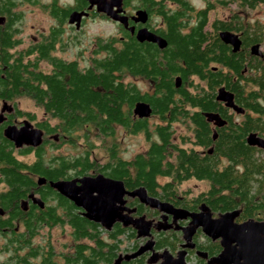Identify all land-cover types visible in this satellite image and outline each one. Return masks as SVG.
Wrapping results in <instances>:
<instances>
[{"label": "trees", "instance_id": "trees-1", "mask_svg": "<svg viewBox=\"0 0 264 264\" xmlns=\"http://www.w3.org/2000/svg\"><path fill=\"white\" fill-rule=\"evenodd\" d=\"M1 2H5L0 5L1 11L13 4L10 0ZM258 4L264 5V0H238L242 8L252 9ZM40 6L49 7L60 24L71 9L55 3ZM15 19L12 13H8L7 21L0 25V101L13 102L17 97H29L41 107L45 118L37 120L34 114L15 106L14 112L8 115L10 122L12 117H26L42 129V143L33 148L23 146L14 150L13 144L0 130V181L9 182L11 189L0 193V203L5 197L24 198L35 187L38 177L48 182L102 173L121 180L126 190L142 186L148 195L190 211L197 210L204 203L213 215L238 209L235 218L238 222L249 218L264 219V150L248 145L245 140L249 131L264 138V56L251 55L247 49L254 43H262L260 23L241 24L237 15L232 18L237 21L234 25L233 22L214 21L213 38L205 45L173 34L165 37L167 41L163 48L116 36L97 37L94 57L90 58L89 65L80 68L76 61L62 60L42 52L49 47L45 41L36 46L40 51L37 59L27 57L33 48L30 46L11 53L9 49L21 42L9 30V24ZM216 29L240 32V50L231 52L230 46L216 35ZM120 30L125 36L124 30ZM96 53L100 56H95ZM39 59L49 63L51 71L39 69ZM237 62L242 65L247 62L249 72H239ZM210 63L223 65L231 71L221 72L220 67H209ZM129 74L145 78L152 89L141 92L133 83L124 80ZM175 76L181 79L178 88L173 83ZM191 77L206 78L207 88L199 82L194 83ZM233 78L236 79L233 81ZM220 85L233 93L235 101L253 115H246L239 124L229 120L218 130L215 139H211L207 124L201 122L200 133L196 132L192 141L175 142L169 137L167 125L149 124L144 117L136 118L132 112L135 102L144 101L150 104L152 114L159 120L165 117L169 104L174 105L173 108H179V104H195L202 111H218L223 116L221 103L215 95V89ZM187 87H193V90ZM203 102L207 104L203 105ZM177 114L186 116L180 112ZM88 125L106 137H113L117 125L131 134L140 132L148 142L147 148L130 159H124L113 143L107 148V160L102 163L93 159L89 150L76 156H45L47 145L57 148L60 143L74 144L72 133ZM48 135H57L60 143H53L47 139ZM194 146L201 147L202 151ZM29 153L33 155L30 162L18 157ZM162 178L165 181H160ZM190 178L206 180L209 186L205 191L189 196L178 186ZM60 199L67 205L65 221L71 229L73 244L69 251L61 254L60 262L50 250L42 255L40 264H112L118 253L136 249L141 244L142 239L136 236L133 228L115 224L105 230L86 219L71 202ZM127 201L137 215L152 217L158 213L136 197H129ZM49 212L53 213L50 209ZM55 221L53 217L49 222ZM152 232L155 249L166 248L173 253L182 242L180 232ZM124 239L130 246L122 251L120 247ZM192 240L194 249L206 252L209 257L221 250L218 240L209 239L199 230ZM34 253L29 251L26 257ZM193 253L194 250H190L187 259L190 260ZM192 256L194 264H206L204 258ZM120 264H146V256L140 254Z\"/></svg>", "mask_w": 264, "mask_h": 264}, {"label": "flooded vegetation", "instance_id": "flooded-vegetation-1", "mask_svg": "<svg viewBox=\"0 0 264 264\" xmlns=\"http://www.w3.org/2000/svg\"><path fill=\"white\" fill-rule=\"evenodd\" d=\"M1 1L2 0H0V2ZM10 1L13 2V4H10L9 7H4V9H6L4 11L0 10V17H3V22H1L0 25L4 24L7 21L8 13H12V15L17 18L11 24H9V28H10L9 30L13 33L14 38L20 39L18 38V36L21 33V28L19 27V23L23 17V14L20 10V7L22 4H30L34 7H37L41 13L45 14L52 21L51 25H49L44 31H41V30L37 31V34L34 37H32V40L28 46L33 47V48L28 53L27 55L28 58L37 59L40 56V51L36 49L37 48L36 46H38L40 43L45 41L49 47L47 49L45 48L42 49L41 50L42 52L46 53L47 55L51 57L52 56L58 57L62 60L76 61L80 68H84L80 66V60L82 59L83 61L84 59V56H83V54L85 53L84 49H79L75 53L76 57L74 59H64L58 54H63L67 50L68 44H72V45L81 44V41L78 38V34L83 31V26L86 23L94 21L97 18H102L106 21L113 22L115 25H117L118 35L116 37L120 39L126 38V39L133 40L141 44H147V43L155 44L147 40L139 41L136 38L137 30L139 28L144 27L148 31L152 32L153 34L164 38L165 41H167L165 38L166 36L173 34L176 36L178 35L181 38H186L185 40L187 41H196V42L200 41V44L205 45L206 43H209L213 38L212 35L214 34V28H213L214 21H222L225 23L233 22V25L237 23V21H235L232 18L234 15L238 16V14H233L229 18L220 17L218 16L220 12H217V9L222 6L227 5V3H230V2L235 3L237 6H239L238 0H228V1L227 0H216V1H213V0H121L122 13L126 16V26L123 27V25H121L117 21H113L112 19L107 17L104 13L97 11L94 4L90 6V0H70V3H67V4H60L58 0H48V1L10 0ZM2 3H5V2H1L0 5ZM51 3H55V5L59 7H67V6L71 7L67 16L65 17V21L62 22L61 24L59 23L58 19L50 13L49 7L44 8L40 6L42 4L50 5ZM72 10L85 13L81 15L79 19L78 27H75L74 23L70 24L67 22V17ZM137 11H143L145 13L146 17L143 22L134 19V17H136ZM240 23L242 24V22ZM120 28L124 30L125 36L123 35ZM198 29H200V31ZM219 31H222V29H218V30L216 29V35L218 37H219L218 35ZM228 31L235 33L238 35V37H240V32L234 31V30H228ZM196 34L197 35L199 34L200 37L199 36L192 37V36H196ZM190 37H192V39ZM95 41L96 39L93 40L91 43L92 45L91 55L87 58V60L89 61L91 57H94L93 52L96 48ZM20 44L21 42L17 44L15 47L10 48L9 51L13 53L15 51L21 50V49H17V47ZM247 49L249 52V47ZM95 56H99V54L96 53ZM43 62L49 65L50 69L48 71H45L40 68L41 63ZM208 65L209 67H213L214 69L220 67L221 72H228L229 70L231 71V69H228L223 65H219V64L213 65L211 63ZM241 65H242L241 63H238V62L236 63V66H240L239 72H249V69L247 67V62H246V65H242V66ZM38 68L45 72H49L51 71L52 66L49 63H47L44 59H39ZM126 77L130 78V80L128 81L133 83L141 92H147L152 89V87H150L147 84V80L139 75L129 74ZM234 79L236 78H233V81ZM131 80H133L134 82ZM136 80L144 82L145 84L148 85V88L141 90L135 84ZM197 80L200 83V85H203L204 88H207L206 78L204 79L198 78ZM239 81L240 83H242V79L239 78ZM239 85L241 86V84ZM218 87H216L215 89V95H216V91ZM244 88L246 89L247 87L245 86ZM186 89L193 90V87H187ZM232 96H233V101L236 104V106H238L242 110L241 112H237L233 108L225 106V104L222 101L218 100L221 103V111L224 113L222 114L223 116H221L218 111H202L199 109L200 106L195 105V104L191 105L187 103V104H182V105L179 104L180 106L179 108H173L174 105L169 104L168 109L165 112V117L162 120H159L155 114H152V112L148 117H144V118L148 121L149 117L154 116L157 119L156 123L167 125L168 126L167 129L170 132L169 137L173 141L175 137V130H174L173 124H177V123H182L185 126V128L188 130L186 134H178L177 139L179 141L185 140V139L192 141L195 138V135H196L195 133L196 132L200 133L199 124L201 122H205L207 124L211 139H215L218 136V130L224 127L226 124H228L229 120L232 121L234 124L235 123L239 124L245 118L246 115L248 114L253 115V113H251L250 110L244 108L241 104L235 101V98H234L235 95L233 93H232ZM1 102L3 103L5 101H1ZM11 103L13 105L11 106L12 110L4 112L5 120L0 124L1 133H2L3 128L8 124H14L17 127L20 126L21 124V121L19 122L17 120L18 117H14V118L12 117L11 122L9 121L8 115L14 112V106H15L14 101L13 102L11 101ZM206 104H207L206 102H203V105H206ZM177 112L184 113L186 114V116H179ZM197 112H199L198 115L194 116ZM205 114H210L216 117L209 121L207 117L205 116ZM171 115H173V117H171ZM135 117L139 118L138 116H135ZM249 133L257 134V132L255 131H249L248 134ZM47 137H53L55 141H57L58 139L57 135H48ZM53 143H56V142H53ZM29 147L33 148L32 146H29ZM196 148H198L197 150L202 151L201 147L196 146ZM13 149L15 150L18 148L13 145ZM90 175H93V174H90ZM75 177H79V176H73L72 178H75ZM72 178H69V179H72ZM48 182L45 181L42 184L36 183L34 188H32L33 186H31L32 184H30L32 189L26 193V196L24 198L19 197L15 199V198L5 197L4 200H2V203H0V240H1L0 251L6 252L8 254V259L5 261L6 263L9 262L10 264H40V259L42 258V255H46L50 250L54 251L53 245L50 239L51 231L54 228L63 229L65 226H68L65 221L67 205L66 203H64V201L63 202L61 201L60 197H62L64 200H67L69 202L71 201L68 200L66 197L62 196L61 194H59L54 188L50 187ZM9 185H10L9 182L0 181V193H7L11 191V189L9 188L10 187ZM31 193L33 194V196L41 200L42 202L41 206L38 203H35L32 201L31 197L29 196ZM124 198H125L124 206L128 208H134L127 203L128 202L127 198L129 197L124 196ZM71 203L73 204V202ZM73 206L75 205L73 204ZM77 208L79 209V213L82 214L83 212L82 209L79 207ZM49 209L53 211V213H50ZM197 210H194V211H197ZM131 215L139 216L135 214V208H134V211L131 213ZM141 215H144L146 219L152 222V225L150 228L152 238H153L152 231H162V232L164 231L165 232V231H170V230L180 232L181 238H182L181 230L176 228L174 224L172 228H169L166 230H162L161 228L160 229L155 228V226L162 227L163 225H167L171 223L172 217L170 215H168L165 219H162V214L159 211L156 216H152V217H147L145 214H141ZM53 217L56 221L55 223L51 224L50 222ZM188 221H189L188 219L180 220V221H177V223L180 226H184V225H187ZM115 224H121V223L115 222L113 225ZM123 227H131V226L128 225V226H123ZM197 230L201 232L200 229H197ZM46 231H47L48 237L44 236V232ZM70 232H71V229H70ZM141 239L142 241L140 243H143L145 239L144 238H141ZM182 243H183V240L179 244V247L173 253H171L167 249L173 257H175L177 252L181 249ZM164 249L166 248L155 249V250L157 252H162V250ZM11 250L15 251V253H10ZM134 250L135 249L130 250V251H123V253H118V254L129 253ZM190 250H194V253L192 255L200 257L196 254V252L200 250H197L194 248L186 249V255H185L186 263L185 264H187L189 261V259H187V256L189 255ZM29 251L33 253L36 252V254L34 253L32 256L26 257V253ZM143 254H145L146 261H147L150 255V252H145ZM192 255H190V257ZM208 257L209 256L207 255V258ZM159 260L157 261V264H159ZM205 263L207 264L206 259H205Z\"/></svg>", "mask_w": 264, "mask_h": 264}, {"label": "water", "instance_id": "water-1", "mask_svg": "<svg viewBox=\"0 0 264 264\" xmlns=\"http://www.w3.org/2000/svg\"><path fill=\"white\" fill-rule=\"evenodd\" d=\"M92 4L95 5L97 11L104 13L113 21H117L123 27L126 26V16L122 13L121 0H90V6ZM82 14L85 13L72 10L67 17V22L74 23L75 27H78ZM145 17L143 11H137L134 19L143 22ZM1 22H3V17H0ZM218 35L222 42L231 47L232 52L239 50L241 40L237 34L222 30L219 31ZM136 38L139 41L153 42L158 48H163L166 45V41L162 37L153 34L144 27L137 30ZM249 53L258 57L264 56L258 43L249 47ZM173 83L176 88L179 87L181 84L180 77L175 76ZM216 99L237 112L242 111L234 103L232 93L223 86L217 88ZM11 110L10 105L3 104L0 108V124L5 120L4 112ZM132 112L139 118L148 117L151 114V107L144 101H137L134 103ZM205 116L209 121L216 117L210 114H205ZM2 133L17 148L23 145L36 147L43 140L42 129L34 126L27 119H23L18 127L14 124L6 125ZM245 140L248 145L264 150V138L261 136L249 133ZM44 182L43 177L36 179L37 184ZM48 183L59 194L81 208L86 219L98 223L105 230H109L115 222H119L123 226L130 225L138 238L145 239L134 251L118 254L112 264H120L122 260L128 261L145 252H150L146 261L149 264L155 263L159 259V264H185L186 249L194 248L192 237L197 229H200L202 234L209 239L218 240L221 247L217 255L208 258L205 252H196L198 256L206 259L207 264H264V219L249 218L237 222L235 218L238 215V209L228 210L213 216L210 208L202 203L197 211H189L148 195L142 186L133 190H126L121 180L107 177L102 173L83 175L72 179L49 180ZM29 196L33 202L42 205L41 200L33 196L32 193ZM124 196L136 197L140 203L158 210L162 214V219L168 215L172 217L171 223L162 227L155 226V228L166 230L172 228L174 224L176 228L181 230L183 243L175 257L167 249L162 250V252H157L154 249V241L150 232L152 222L146 219L144 215L132 216L131 213L134 208L124 206ZM187 219L189 220L187 225H178L177 221Z\"/></svg>", "mask_w": 264, "mask_h": 264}, {"label": "rangeland", "instance_id": "rangeland-1", "mask_svg": "<svg viewBox=\"0 0 264 264\" xmlns=\"http://www.w3.org/2000/svg\"><path fill=\"white\" fill-rule=\"evenodd\" d=\"M48 1V0H43ZM216 1V0H213ZM228 1V0H227ZM60 4L70 3V0H58ZM20 10L23 14V17L19 23V27L21 28V33L18 38L21 40V44L17 47V49H23L29 45L34 37L37 34V31H44L49 25H51L52 21L43 13H41L37 7H34L30 4H22ZM217 12H220L218 16L229 18L233 14H238L240 21L244 24L253 25L254 22H258L262 26L263 30V40L262 43L259 44V48L262 52H264V5L258 4L255 8H242L237 6L235 3H227V5L222 6L217 9ZM118 28L113 22L106 21L102 18H97L94 21L88 22L83 26V31L78 34V38L81 41V44H68L67 50L63 54H58L64 59H74L75 53L79 49H84L85 53L83 54L84 59L80 60V66L85 67L89 64V60L87 58L91 55L92 50V41L97 37L107 38L109 36H117ZM100 56V54H99ZM40 68L48 71L50 69L49 65L46 63H41ZM124 80H130V78H124ZM191 80L194 83H197L198 80L195 77H191ZM133 81V80H131ZM134 82V81H133ZM135 84L141 89L144 90L148 88V85L142 81L136 80ZM14 104L16 108L30 112L34 114L37 120H43L45 118V114L42 111L41 107L37 106L32 99L26 96L17 97L14 100ZM7 104L13 106L11 102L0 101V108L3 104ZM2 105V106H1ZM23 119H27L26 117H18L17 120L20 122ZM29 120V119H27ZM32 124L33 121L29 120ZM51 123H54L53 119H49ZM157 119L154 116L148 118V123H156ZM175 130L174 141L179 142L177 139L178 134H186L188 130L182 123L173 124ZM74 137V144L70 143H60L59 137L57 141L54 140L53 137H47L52 142L60 143L57 148L49 147L48 145L45 147V156L49 157L51 155H64V156H76L82 154L85 150H89L91 157L95 159L97 162H105L107 160V148L113 143L116 144L118 148L119 156L130 159L135 154L144 152L147 148L148 142L144 138L143 134L137 132L135 134H131L123 130L121 127H115V133L113 137L101 136L97 133V131L91 125L78 128L72 133ZM189 146V145H188ZM196 148V147H195ZM198 149V148H196ZM21 160L32 161L33 155L30 153L25 156H18ZM160 181H165V178L160 179ZM209 184L206 180H200L195 178H190L182 181L178 189L180 191H186L189 196H195L202 191H205L208 188ZM213 215V214H212ZM215 216V215H213ZM103 228V227H102ZM44 236L48 237L47 231L44 232ZM51 243L53 245V253L57 262L61 261V254L66 253L72 247L73 241L70 235V228L65 226L63 229L54 228L51 231ZM1 244V240H0ZM130 244L125 239L121 243V249L129 247ZM123 251V249H122ZM123 253V252H121ZM8 259V254L6 252L0 251V264H10L5 261ZM146 264H149L146 262ZM157 264V262L152 263ZM187 264H194V259L191 256V259Z\"/></svg>", "mask_w": 264, "mask_h": 264}]
</instances>
